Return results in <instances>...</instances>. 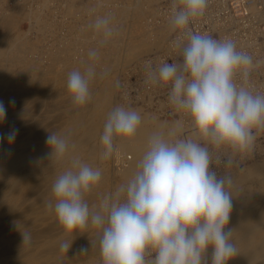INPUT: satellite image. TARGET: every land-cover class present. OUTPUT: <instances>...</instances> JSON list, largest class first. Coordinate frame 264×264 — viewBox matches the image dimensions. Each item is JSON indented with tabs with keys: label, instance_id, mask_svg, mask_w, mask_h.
Here are the masks:
<instances>
[{
	"label": "bare ground",
	"instance_id": "obj_1",
	"mask_svg": "<svg viewBox=\"0 0 264 264\" xmlns=\"http://www.w3.org/2000/svg\"><path fill=\"white\" fill-rule=\"evenodd\" d=\"M164 3L165 0H0L4 36L18 20L28 23L26 30H19L0 45V102L10 106L0 122V137H4L0 140V264H97L101 230L89 224L86 229L65 233L54 207L47 206L49 202L55 204L52 186L57 177L72 167L74 159L100 169V183L84 197L90 209L100 211L110 183L113 195L139 170V161L154 132H163L166 139H198L195 129L190 128L191 119L161 114V101L155 105L151 100L156 88L141 90L132 100L121 92L128 86L126 75L131 68L149 60L160 63L158 54L176 51L170 43L176 33L170 25L172 13L161 10ZM210 7L208 4L207 9ZM246 11L264 23V14L256 6ZM105 15L113 17L117 30L101 45L102 36L90 25L97 16ZM213 22L212 30L222 37L230 21ZM253 28L244 26L243 33ZM233 41L253 42V38ZM92 49L98 52L97 60L89 59ZM250 51L254 64L261 62L254 68L262 71L264 38ZM88 64H94L96 69L89 85L91 99L78 106L72 101L67 79L71 71L83 72ZM254 87L264 94V80ZM116 106L136 110L142 121L135 137L114 138L115 156L110 158L107 173L108 159L101 158V137L97 144L93 141L100 132L102 136L108 115ZM51 114L54 120L48 123ZM40 115L48 125L43 124ZM173 129L176 135L168 136ZM12 130H16V136L9 143L6 137ZM253 132L264 135V128ZM50 133L67 138L69 149L63 159L50 158L51 150L46 144ZM210 151L215 166L217 156L223 160L231 157L233 161L230 166L223 161L216 170L233 181L226 190L233 198L228 227L233 229L231 241L237 255L228 264H264V206L260 207L257 200L264 198V141L255 140L245 152L231 148ZM254 186L259 189L254 190ZM25 231L31 234L28 244H23L21 232ZM72 239L65 253L60 244ZM82 248L86 251L81 252ZM211 251L209 248L206 254L209 264Z\"/></svg>",
	"mask_w": 264,
	"mask_h": 264
},
{
	"label": "clouds",
	"instance_id": "obj_2",
	"mask_svg": "<svg viewBox=\"0 0 264 264\" xmlns=\"http://www.w3.org/2000/svg\"><path fill=\"white\" fill-rule=\"evenodd\" d=\"M179 5L174 0L170 25L178 32L172 46L180 50L182 61H165L156 67L147 61L146 83L170 86L169 103L188 114L198 139H166L163 132H154L139 170L103 199L100 211L90 209L84 198L100 183V169L74 159L52 186L55 204L47 206L54 207L65 233L86 229L89 224L101 230L103 264H209V248L211 264H228L237 255L231 241L233 229L228 227L233 198L226 185L233 181L214 170L209 146L245 152L255 142L253 130L264 128V94L246 86L251 70L261 62L254 64L253 57L238 50L231 39H217L188 27L204 14L208 0H179ZM112 21L111 15L97 16L90 25L102 36L101 45L117 30ZM88 56L97 60L98 52L89 50ZM238 75L243 83H237ZM95 76L94 64L83 72L69 73L67 88L75 105L91 99L89 85ZM5 116L0 102V122ZM141 121L136 110L116 106L104 125L101 158H111L115 137H135ZM175 135V129L168 133ZM15 136L12 130L6 138L11 143ZM46 144L51 159H63L69 149L67 138L55 133L47 136ZM232 162L231 157L224 160L225 166ZM21 234L23 244L30 243L31 234ZM72 241H62L61 250L66 253Z\"/></svg>",
	"mask_w": 264,
	"mask_h": 264
},
{
	"label": "built area",
	"instance_id": "obj_3",
	"mask_svg": "<svg viewBox=\"0 0 264 264\" xmlns=\"http://www.w3.org/2000/svg\"><path fill=\"white\" fill-rule=\"evenodd\" d=\"M233 3L230 0H208L209 6H211L209 9L206 8L204 14L202 16H199L195 19H193L190 24L189 28L193 32H198L201 34H209L217 39H234L239 37L253 38V42L245 41V42H235L237 49L241 51H246L247 53H252L250 50L255 49L259 43V41H262L264 38V23H261L260 20H257L250 16L248 10L249 7H255L259 9L264 14V0H243V1H235L233 0ZM177 6L179 7V0H177ZM217 6V7H216ZM161 10L165 13H172L173 11V4L170 3V0H165L164 6L161 7ZM61 18L59 15H57L56 19ZM228 18V19H227ZM213 21H217L220 23L228 24L227 21H230V24H228L227 31L223 36H219L217 32L212 30V25L214 24ZM232 21V22H231ZM212 22V23H211ZM210 23V24H209ZM240 24V27L237 28V25ZM244 26H253V30L247 33H243V27ZM258 28V30L256 29ZM178 32H176L171 40L170 43L175 39ZM251 55V54H250ZM154 55L150 56L149 59H152ZM161 58L160 63H155L153 60H149L152 62V66L156 67L162 62L167 61L168 63L172 62H181L182 61V53L179 49H176L175 52H171L170 54L162 55L158 54ZM253 57V56H252ZM146 61H144L141 64V67H135L131 68V71L128 72L127 81L128 86L121 91L123 95L129 97L138 96L139 91L145 90L150 91L153 88H156L154 91L151 92V100L155 103L157 101H161L162 107L161 114L167 113L168 115H172L175 117H185L190 119L187 113L183 111H178L175 109L174 106H172L169 103L168 100V91L170 86H155L151 83H146L147 80V73L145 69ZM134 67V66H133ZM264 67V66H263ZM262 69V68H261ZM264 68L262 71H256L255 68L251 70L249 79L247 81L246 86L250 89L254 87L256 83H258L261 80H264ZM237 83H243L240 76H237ZM250 83H254L251 86H249ZM121 86L123 87L122 83ZM122 89V88H121ZM254 93L260 92V89L254 87L251 89ZM261 93H263L261 91ZM131 94V96L129 95ZM132 100V99H131ZM190 128H194V126H190ZM254 131V130H253ZM256 136V135H255ZM262 135L256 136V142L264 141ZM211 149V146H209ZM130 156H128L129 158ZM224 160L220 159L218 162V165L215 166V163L212 167L214 170H217L221 167V164ZM114 164V163H113Z\"/></svg>",
	"mask_w": 264,
	"mask_h": 264
},
{
	"label": "rangeland",
	"instance_id": "obj_4",
	"mask_svg": "<svg viewBox=\"0 0 264 264\" xmlns=\"http://www.w3.org/2000/svg\"><path fill=\"white\" fill-rule=\"evenodd\" d=\"M19 21V22H18ZM17 21V23L15 24V25H13V26H11V31L6 35V36H4V32L1 30V28H0V45L1 44H4V41L6 40H8L9 38H13L15 35H17L18 33V31L20 30V31H22V30H26L27 29V27H28V23L27 22H21V20H18ZM18 29V30H17ZM1 36H2V38H1ZM5 41V42H6ZM2 46V45H1ZM127 69H128V67H126ZM125 68V69H126ZM119 71H120V69H118ZM122 70V69H121ZM120 74V73H119ZM118 77V79L116 80V81H119V79H120V75L119 76H117ZM117 86V85H116ZM119 96V95H118ZM13 104V103H12ZM4 105H5V109H6V111H8V109L10 108V106L8 105V102H5L4 103ZM9 107V108H8ZM40 120L41 121H44V119L42 118V115H40ZM48 118V117H47ZM52 120H54V117H53V114H51V118H48V123L49 122H51ZM48 123H47V121H44V123L43 124H45V126L46 125H48ZM52 124H53V122H52ZM54 125V124H53ZM101 135V132L98 134V136H97V138L95 139V141H93V143L94 144H97L99 141H100V136ZM93 143H89V146H91V144H93ZM114 153H115V151H114ZM114 153H113V156H115L114 155ZM111 158H112V156H111ZM112 160V159H111ZM109 161V162H108ZM108 161H107V173L109 172V168H110V158L108 159ZM112 163H113V161H111ZM110 189H108V196H110V193H111V189H112V187H111V183H110V187H109ZM257 189H259V186H254V190H257ZM110 190V191H109ZM264 198H262V199H258L257 198V200H258V203L260 204V207H263L264 206V200H263ZM261 201V202H260ZM263 205V206H262ZM96 262H97V264H100L101 263V259H102V257H101V254L99 255V256H97L96 258ZM100 260V261H99Z\"/></svg>",
	"mask_w": 264,
	"mask_h": 264
}]
</instances>
